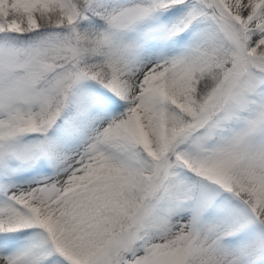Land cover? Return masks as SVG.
I'll use <instances>...</instances> for the list:
<instances>
[{"label": "snow or ice", "instance_id": "obj_1", "mask_svg": "<svg viewBox=\"0 0 264 264\" xmlns=\"http://www.w3.org/2000/svg\"><path fill=\"white\" fill-rule=\"evenodd\" d=\"M0 264H264V0H0Z\"/></svg>", "mask_w": 264, "mask_h": 264}]
</instances>
